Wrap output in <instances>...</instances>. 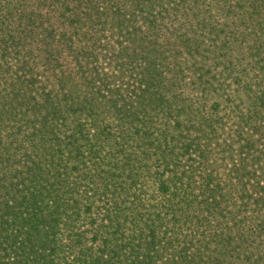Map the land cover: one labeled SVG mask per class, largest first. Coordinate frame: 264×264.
Wrapping results in <instances>:
<instances>
[{
  "label": "trees",
  "instance_id": "1",
  "mask_svg": "<svg viewBox=\"0 0 264 264\" xmlns=\"http://www.w3.org/2000/svg\"><path fill=\"white\" fill-rule=\"evenodd\" d=\"M236 149L264 0H0V264H264Z\"/></svg>",
  "mask_w": 264,
  "mask_h": 264
},
{
  "label": "rangeland",
  "instance_id": "2",
  "mask_svg": "<svg viewBox=\"0 0 264 264\" xmlns=\"http://www.w3.org/2000/svg\"><path fill=\"white\" fill-rule=\"evenodd\" d=\"M236 150L237 151L233 155L229 150H225L224 157L226 163L228 164V166H232L233 163H238L237 165H240V163H242L244 164L246 174L248 171L252 172L253 176L247 177L249 179L246 178V185L248 187L246 193L254 199L259 200L260 205H262L264 208V156L261 155L259 158H257V156L254 154H244L242 158H245V160H242L240 157H238L240 155V151L238 149ZM258 182L262 185V189H257ZM229 221V223H231V220Z\"/></svg>",
  "mask_w": 264,
  "mask_h": 264
}]
</instances>
